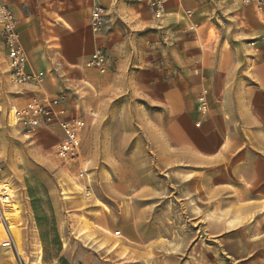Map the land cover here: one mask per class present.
Segmentation results:
<instances>
[{
    "label": "rangeland",
    "instance_id": "obj_1",
    "mask_svg": "<svg viewBox=\"0 0 264 264\" xmlns=\"http://www.w3.org/2000/svg\"><path fill=\"white\" fill-rule=\"evenodd\" d=\"M130 1L128 9L136 14L127 23L131 25V39L120 49L103 48L108 61L105 74L87 67V59L43 69V83L47 76L52 77L57 93L66 95L70 103L80 104L85 127L80 157L74 162L64 163L55 156L61 140L59 130L33 134L14 122V110L25 104L31 91L28 85L12 82L8 66L0 58V196L11 201L5 207L0 199V247L12 249L10 264H63L62 260L68 264H264L261 145L252 148L256 160L252 170H242L257 176V187L246 184L248 178L236 180L237 186L215 183L228 181L217 169L214 176L208 177L207 186L205 179L203 186L194 179L189 184L190 192L181 191L191 200L202 197L208 201V210L203 209L204 216L208 214L207 223L201 224L196 218L200 208H153L156 202L169 201L170 190H183L184 177L171 176L168 161L157 162L150 145L137 158L133 143L123 141V125L130 117L135 120L138 111L147 109L133 88L151 74L141 71L156 68L166 72L170 68L163 61L164 51L160 55L156 49L153 51L152 44L159 40L154 32H161L163 48L172 42L171 35L166 36L168 32L178 35L183 31L184 9L194 8L193 18L200 24L209 14L200 5L202 2L183 0L158 20L151 14L147 0ZM215 2L218 0H207L212 4L209 8ZM235 8H240L239 3ZM212 10L209 43L218 38L219 28L232 22L247 23L246 18L238 21L226 18V11ZM190 40L193 57L206 52L201 33ZM236 55L243 58L255 53L244 48L236 49ZM118 58L124 63L120 64ZM242 67L247 69V65ZM95 81L100 89L97 92L89 85ZM199 86L191 82L193 91L185 97L186 112L207 118L213 113L214 98L211 103L208 96L210 111L201 115L195 97ZM244 188L254 189V193ZM156 189L160 192L154 193ZM192 190L195 192L191 194Z\"/></svg>",
    "mask_w": 264,
    "mask_h": 264
},
{
    "label": "crops",
    "instance_id": "obj_2",
    "mask_svg": "<svg viewBox=\"0 0 264 264\" xmlns=\"http://www.w3.org/2000/svg\"><path fill=\"white\" fill-rule=\"evenodd\" d=\"M197 1L202 2H199L200 5L209 14L206 22L200 24L192 18L191 22L195 27L191 29L190 22L186 19L180 34L168 32L166 36L171 35L172 42L163 48L161 32H154L159 40L157 44H152L153 51L156 49L159 55L164 51L163 61L170 68L166 72L156 68L141 71L151 74H147L142 84L133 88V91H136L135 95L143 98L147 109L138 111L135 120L130 117L127 124L123 125L126 128L123 141L127 144L133 143L136 150L133 155L137 158L150 145L157 162L168 161L171 176L184 177V184L181 185L183 190H177V187L174 191L170 190L169 201H164L163 204L156 202L152 204L153 208H200L201 212L196 214V218L202 224L203 221L208 222V214L204 216L203 213V209L209 208L208 201L202 197L191 200V196H182L181 191L190 190V182L198 179L203 186L205 179L207 186L210 174L214 176L215 170L219 169V174L228 181L215 183L237 186L236 180L248 178V181L245 180L246 184L257 187V176L252 173L247 175L242 171L252 170L256 160L251 151L257 145L262 146L259 159L264 169V6L244 5L238 0H218L215 6L209 8L212 4L207 3V0ZM203 1H206V5H203ZM0 2L13 10L19 22L20 41L29 57L28 71H43L46 67L52 68L56 63L78 64L84 59L88 60L99 47L120 49L131 39V25L127 23L136 15L134 10L128 9V5L132 4L130 0ZM176 3L180 2H168L166 15ZM235 3H239L240 8H235ZM95 5L103 7L107 14L106 25L97 34L90 29V15ZM213 8L226 11V18H238V21L246 18L247 23L244 25L232 22L225 28H219L218 38L209 43V20ZM228 8L231 12H227ZM187 9L194 11V8ZM218 17L222 18L221 15ZM200 33L207 47L205 53L204 50L200 57L195 58L191 52L190 37L200 36ZM244 48L255 55L243 58L236 55V49L241 51ZM0 58L8 66L1 37ZM119 59V63L123 64L124 60H117ZM243 65H247V69ZM193 81L200 85L195 97L201 91H206L211 103L214 98L213 113L207 118L196 113H187L185 97L189 91H193ZM89 85L95 92L100 90L96 81ZM28 86L31 91L29 99L44 94H57L52 77L47 76L41 86ZM66 106L72 113L81 116L80 104L70 103L67 98ZM227 112H230L229 118L226 116ZM128 115L126 111L125 116ZM197 122H201L199 127L196 126ZM254 189L243 190L254 193ZM159 190L156 189L154 193L160 192ZM192 191L191 194L195 192ZM177 193L181 195L179 198L175 196ZM200 193L202 195V188ZM160 219L158 217L159 221ZM10 250L0 247V264H10Z\"/></svg>",
    "mask_w": 264,
    "mask_h": 264
},
{
    "label": "built area",
    "instance_id": "obj_3",
    "mask_svg": "<svg viewBox=\"0 0 264 264\" xmlns=\"http://www.w3.org/2000/svg\"><path fill=\"white\" fill-rule=\"evenodd\" d=\"M173 0H147L148 7L154 18L163 19L167 12L168 2ZM182 3L183 0H175ZM244 5L264 6V0H238ZM183 16L190 22L193 29V12L184 10ZM106 11L103 7L95 5L90 15V29L92 33L101 32L106 22ZM0 37L4 50L7 54L8 72L15 85L41 86L44 71L29 70V57L22 47L19 22L13 10L6 4L0 2ZM86 66L104 74L108 69L107 56L103 48L93 51L86 62ZM0 91V113L3 111ZM67 97L63 93L55 95L44 94L33 96L25 104L17 107L13 112L14 122L29 133L36 134L40 130L58 129L61 140L55 147V156L64 163L74 162L80 157L82 146V133L85 127L83 118L72 113L66 106ZM197 111L205 116L210 111V102L206 91H201L197 97ZM197 122L196 126H200ZM2 149L0 147V174L2 171Z\"/></svg>",
    "mask_w": 264,
    "mask_h": 264
},
{
    "label": "bare ground",
    "instance_id": "obj_4",
    "mask_svg": "<svg viewBox=\"0 0 264 264\" xmlns=\"http://www.w3.org/2000/svg\"><path fill=\"white\" fill-rule=\"evenodd\" d=\"M0 199H1V203H2L5 207L10 206L11 201H10V199H9L7 196H0ZM11 208H12V210H15L16 206L14 205V206H12Z\"/></svg>",
    "mask_w": 264,
    "mask_h": 264
},
{
    "label": "trees",
    "instance_id": "obj_5",
    "mask_svg": "<svg viewBox=\"0 0 264 264\" xmlns=\"http://www.w3.org/2000/svg\"><path fill=\"white\" fill-rule=\"evenodd\" d=\"M63 264H68L65 260H62Z\"/></svg>",
    "mask_w": 264,
    "mask_h": 264
}]
</instances>
